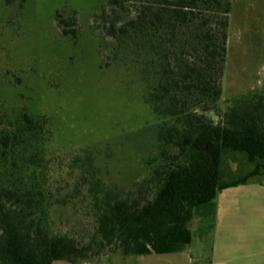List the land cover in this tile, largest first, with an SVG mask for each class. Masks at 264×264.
<instances>
[{
    "label": "trees",
    "instance_id": "1",
    "mask_svg": "<svg viewBox=\"0 0 264 264\" xmlns=\"http://www.w3.org/2000/svg\"><path fill=\"white\" fill-rule=\"evenodd\" d=\"M232 0H104L92 27L111 58L138 72L153 136L141 169L114 184L47 147L48 118L0 101V264L75 263L179 252L195 220L215 221L223 188L264 182V87L223 96ZM63 35L79 32L58 14ZM240 155L246 173L224 179Z\"/></svg>",
    "mask_w": 264,
    "mask_h": 264
},
{
    "label": "rangeland",
    "instance_id": "2",
    "mask_svg": "<svg viewBox=\"0 0 264 264\" xmlns=\"http://www.w3.org/2000/svg\"><path fill=\"white\" fill-rule=\"evenodd\" d=\"M103 3L0 0V101L8 116L26 108L48 118L47 147L57 160L90 158L101 174L125 187L138 176L154 126L142 100L138 72L112 60L109 45L92 27ZM58 14L75 16L80 29L74 37L60 32ZM257 86L264 87V0H232L223 96ZM250 168L239 154L232 155L222 164L223 177L236 178ZM249 181L263 182V177ZM250 197L249 215L236 204L225 207L218 227L264 229V195ZM232 209L239 211L234 223ZM209 222L194 221L184 258L177 264H210L215 221ZM169 257L151 253L69 264H171Z\"/></svg>",
    "mask_w": 264,
    "mask_h": 264
},
{
    "label": "crops",
    "instance_id": "3",
    "mask_svg": "<svg viewBox=\"0 0 264 264\" xmlns=\"http://www.w3.org/2000/svg\"><path fill=\"white\" fill-rule=\"evenodd\" d=\"M230 189L231 191H229ZM254 193L264 195V182H251L248 180L246 183L226 187L218 191L215 201V233L209 258L210 264H264V229L257 230L247 226H237L229 229L218 227L225 213V207L236 204L240 207L239 209H241L243 215H249L248 205H251L252 201L247 202L246 200H249L250 195ZM228 195H231L230 199L227 197ZM230 218L232 223L238 221L239 211L232 209ZM163 254L171 256L167 258L171 264H177L184 258L182 257L183 250ZM188 262H190V257H188ZM66 263L69 264V262Z\"/></svg>",
    "mask_w": 264,
    "mask_h": 264
}]
</instances>
